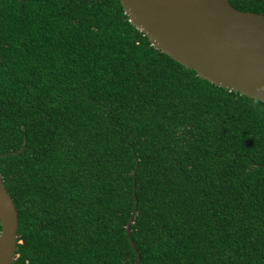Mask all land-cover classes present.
<instances>
[{
  "label": "trees",
  "instance_id": "obj_1",
  "mask_svg": "<svg viewBox=\"0 0 264 264\" xmlns=\"http://www.w3.org/2000/svg\"><path fill=\"white\" fill-rule=\"evenodd\" d=\"M0 180L11 264H132L129 242L136 264H264V102L155 50L118 0H0Z\"/></svg>",
  "mask_w": 264,
  "mask_h": 264
},
{
  "label": "water",
  "instance_id": "obj_2",
  "mask_svg": "<svg viewBox=\"0 0 264 264\" xmlns=\"http://www.w3.org/2000/svg\"><path fill=\"white\" fill-rule=\"evenodd\" d=\"M118 1L155 50L212 85L264 102L263 15L236 10L226 0ZM15 228V210L0 180V264L14 259ZM129 246L136 264L134 244Z\"/></svg>",
  "mask_w": 264,
  "mask_h": 264
}]
</instances>
